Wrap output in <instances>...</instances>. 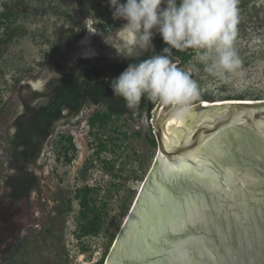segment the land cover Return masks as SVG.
<instances>
[{
	"label": "rangeland",
	"instance_id": "rangeland-1",
	"mask_svg": "<svg viewBox=\"0 0 264 264\" xmlns=\"http://www.w3.org/2000/svg\"><path fill=\"white\" fill-rule=\"evenodd\" d=\"M238 9L235 48L241 66L228 83L194 73L201 94L193 106L264 100V0H239ZM124 23L112 19L107 0H0V264H98L113 247L155 163L152 118L143 112L134 120L115 118L106 129L91 128L92 114L104 109L93 106L70 123L60 122L35 167L38 184L17 203L6 197L5 178L12 173L6 151L31 92H45L54 77L71 71V59L86 49L89 34L88 46L97 56L117 60L121 56L109 44L119 40ZM67 137L76 148L68 153L71 162ZM102 141L108 147L98 154ZM85 185L95 188L105 217L98 235L79 238L76 190Z\"/></svg>",
	"mask_w": 264,
	"mask_h": 264
},
{
	"label": "water",
	"instance_id": "water-1",
	"mask_svg": "<svg viewBox=\"0 0 264 264\" xmlns=\"http://www.w3.org/2000/svg\"><path fill=\"white\" fill-rule=\"evenodd\" d=\"M255 101L198 103L180 122L157 104L155 163L105 264H264V100ZM166 227L177 230L161 239Z\"/></svg>",
	"mask_w": 264,
	"mask_h": 264
},
{
	"label": "clouds",
	"instance_id": "clouds-1",
	"mask_svg": "<svg viewBox=\"0 0 264 264\" xmlns=\"http://www.w3.org/2000/svg\"><path fill=\"white\" fill-rule=\"evenodd\" d=\"M107 2L112 19L125 21L117 29L119 40L109 45L132 61L111 80L110 87L113 96L122 98L129 110H138L144 98L170 107L173 118L184 121L201 94L194 73L202 71L228 83L241 66L235 48L239 0ZM157 34L166 45L160 53H155L153 44ZM173 50H192L194 55L181 66ZM145 54L147 58H141Z\"/></svg>",
	"mask_w": 264,
	"mask_h": 264
},
{
	"label": "trees",
	"instance_id": "trees-1",
	"mask_svg": "<svg viewBox=\"0 0 264 264\" xmlns=\"http://www.w3.org/2000/svg\"><path fill=\"white\" fill-rule=\"evenodd\" d=\"M2 16L8 20L11 17L7 13ZM82 35L83 33L78 34L76 40L81 39ZM153 44L155 53H160L166 46L159 34L155 35ZM193 53L192 50L182 53L175 52V57L183 58L181 65L183 66L192 60ZM147 55L145 54V57L141 58H147ZM107 62L105 60V65L108 64ZM131 62V60L124 59L122 63H115L107 67L105 65H87V62L81 61L70 73L63 77H54L49 82L46 94L35 92L30 95V99L24 101L25 111L14 123L17 131L10 135L6 151L7 165L12 170V173L5 178V185L9 190L6 197L11 202L21 201L38 184L37 176L30 173L27 165L37 161L45 143L55 134L61 121L70 122L72 118L94 105H100L104 109L92 114L88 120L91 128L106 129L115 118L127 116L130 120H134L136 115L143 112L148 117H153V111L157 104L142 98L138 110H129L122 98L113 96L110 84L106 80L108 78L110 83ZM86 65L87 67H85ZM59 67L64 69L63 66ZM101 78L103 79L101 80ZM65 139L71 145L65 148L67 162H71L72 157H69L68 153L75 151L76 148L72 143V137ZM153 143L157 145L156 140ZM107 147L106 142L102 141L98 154L105 151ZM94 191L95 188L89 185L76 190V198L79 200L81 208L77 218V236L79 238L98 235L102 229L105 210L99 206L94 197ZM109 252H105L98 264H105Z\"/></svg>",
	"mask_w": 264,
	"mask_h": 264
},
{
	"label": "flooded vegetation",
	"instance_id": "flooded-vegetation-1",
	"mask_svg": "<svg viewBox=\"0 0 264 264\" xmlns=\"http://www.w3.org/2000/svg\"><path fill=\"white\" fill-rule=\"evenodd\" d=\"M161 7H165V5H161ZM174 53H175V50H174ZM187 53H190V52H187ZM91 57H93V58H91ZM175 58H179L180 60H182V62H183V58L182 57H180V56H176ZM124 59L125 58H123L122 56L121 57H119L117 60H115V61H109V59H108V57L105 55V54H102V55H98L97 56V54H89V55H85L84 54V50L82 51V52H80V53H78V54H76L72 59H71V61H72V63H73V65H72V70L81 62V61H85V62H87V65H99V66H104L105 65V60H107L108 62V64L107 65H105V66H107V67H109L110 65H113V64H115V63H117V64H119V63H122L123 61H124ZM87 65L85 66V67H87ZM71 70V71H72ZM71 71H69V72H66L65 74H67V73H70ZM64 74V75H65ZM63 75V76H64ZM63 76H60V77H63ZM49 85V84H48ZM47 90H48V86H47V89L45 90V92H40L39 90H34V91H32L31 92V94L32 93H35V92H37V93H41V94H46L47 93ZM34 104H36V103H34ZM94 106H100V105H94ZM24 111H25V106L23 105V111L18 115V117L20 116V115H22L23 113H24ZM78 116V115H77ZM17 117V118H18ZM16 118V119H17ZM16 119L14 120V123H15V121H16ZM65 121V120H64ZM64 121H61V122H64ZM71 122V121H70ZM69 121L67 122V123H70ZM16 131H17V127L16 126H14V131H13V133H12V135L13 134H15L16 133ZM11 135V134H10ZM9 143V142H8ZM47 143H48V141L45 143V145H44V147H43V150H44V148H45V146L47 145ZM7 147H8V144H7ZM43 150L41 151V153H40V155H39V157H38V159H37V161L35 162V163H33V164H29V165H27V168H28V170L30 171V173H32V174H34V175H36V172H35V167L37 166V163L39 162V160L41 159V157H42V155H43Z\"/></svg>",
	"mask_w": 264,
	"mask_h": 264
},
{
	"label": "bare ground",
	"instance_id": "bare-ground-1",
	"mask_svg": "<svg viewBox=\"0 0 264 264\" xmlns=\"http://www.w3.org/2000/svg\"><path fill=\"white\" fill-rule=\"evenodd\" d=\"M92 37V34H89L84 40H83V43L86 45V49L84 50V54L86 55H89V54H94L95 51L89 47V43H90V39ZM84 45V46H85ZM83 51V50H82ZM81 51V52H82ZM228 102H257L255 100H220V101H215V102H209V103H228ZM209 103H206V104H209ZM201 105H204V103H201Z\"/></svg>",
	"mask_w": 264,
	"mask_h": 264
},
{
	"label": "snow or ice",
	"instance_id": "snow-or-ice-1",
	"mask_svg": "<svg viewBox=\"0 0 264 264\" xmlns=\"http://www.w3.org/2000/svg\"><path fill=\"white\" fill-rule=\"evenodd\" d=\"M177 229L174 228H168L166 227L162 232H161V239L163 238L164 232H175ZM179 259V257H177Z\"/></svg>",
	"mask_w": 264,
	"mask_h": 264
}]
</instances>
